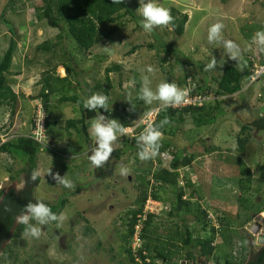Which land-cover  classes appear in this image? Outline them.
<instances>
[{
	"label": "rangeland",
	"instance_id": "rangeland-1",
	"mask_svg": "<svg viewBox=\"0 0 264 264\" xmlns=\"http://www.w3.org/2000/svg\"><path fill=\"white\" fill-rule=\"evenodd\" d=\"M124 1L133 13L126 16V20L129 19L127 24L86 55L78 52L67 33L63 46L43 50L44 43L57 41L58 30L36 19L34 7L41 4L40 0H0V14L7 22L0 25V57L8 47L11 36L8 28L12 27L16 47L7 79L18 96L12 112L9 108H0V143L19 135L28 136L33 130L32 121L34 128L38 120L39 124L42 123L40 113L42 111L45 115V110L42 99L38 97L41 89L38 81L42 71L50 67L47 62L54 64L63 60V49L72 56L70 62L78 74L68 95L83 99L92 91L98 92L96 85L107 86L105 70L113 65L119 68L107 75L111 83L108 96L111 111L105 112V115L119 122L124 116L131 125L138 126V135L149 124V117L153 122L161 108L158 102L147 105L139 98L143 75L151 77L153 88L167 79L187 94L190 87L207 90L208 94L202 95L206 97L204 102L213 101L218 97L213 90L225 64L243 69L242 63L251 58L258 65L259 52H264V47L255 40L256 32L264 30V0H160L163 6L188 16L180 37L170 25L157 27L151 34L144 32L138 23V0ZM214 23H222L223 36L240 46L242 55L237 61L229 59L219 43H208L207 30ZM136 45L142 47L129 53ZM101 47H108V50ZM211 56L217 60V68L205 70ZM147 66H152L155 72H143L142 69ZM55 72L59 77L65 76V70L60 65ZM57 99V96L47 99L51 119L55 122V138L50 139L46 134L44 143L51 149L37 154L40 183L34 195L49 203L66 199L67 204L59 213L63 220L43 226L39 237L23 232L17 238L8 239L0 250V264H126L128 245L121 233L126 232L125 224L129 218L126 213L136 207L138 183L145 177L149 179L146 173L168 167L171 152L180 159H190L189 165L178 171L181 178L178 184L185 187L186 182H191L197 192L191 197L190 188L185 187L184 199L189 203L190 211L181 220V217L167 214L174 205L175 192L170 188L160 189L164 203L151 197L152 203L147 205L153 210L149 212L148 209V213L155 216L154 222L157 223L156 228H150L149 234L153 235L154 229V235L163 239L174 236L178 224H187L195 227V236H208L209 231L201 230L202 227L199 228L195 222L194 212L200 205L199 209L206 211L207 229L217 228L220 219L228 217L232 227L246 237L247 250L255 251L260 247L258 236L261 230L259 223L255 222L258 215L264 216V130H250V139L243 152L238 151L236 136L243 125L264 117V73L258 80L244 84L241 92L218 97V101L221 100L218 109L211 111L206 108L211 113L206 114L204 119L212 117L211 122L197 126L190 114L183 115L182 125L175 128L171 135L161 136L162 140L170 142L167 150L151 159H140L139 164L134 163L136 149L129 151L130 146L120 138L115 143V150H120V156L111 154L103 167L95 169L87 156V153L91 155L89 149L92 144L94 146V141L89 146L83 134L70 129L72 135L69 136L65 128L67 120L80 117L78 105L69 102L58 104ZM89 121H86V131L90 136ZM130 135L125 136L130 139ZM208 147H216L217 150L206 153L205 148ZM59 157L66 159V169ZM122 164L129 169L127 175L120 174ZM247 166L251 172L249 180L241 174L243 167ZM22 167L19 158L0 152V191L23 189L24 175L19 172ZM49 168L52 173L70 178L74 188H64L56 183L47 173ZM10 175L18 176L11 180ZM87 224L94 230L89 236L84 235ZM222 235H228V232H222ZM216 240L214 245L218 247L221 243ZM142 243L132 241L131 249L140 248ZM161 244L158 243L159 246ZM215 252L218 253L219 248ZM177 258L178 255H175L173 261ZM157 264H161L160 261Z\"/></svg>",
	"mask_w": 264,
	"mask_h": 264
},
{
	"label": "trees",
	"instance_id": "trees-1",
	"mask_svg": "<svg viewBox=\"0 0 264 264\" xmlns=\"http://www.w3.org/2000/svg\"><path fill=\"white\" fill-rule=\"evenodd\" d=\"M40 2L41 4L39 6L34 7L36 19L38 21H45L48 27L58 30L56 36L57 41L53 44L49 42L44 43L45 45L42 47L44 51L52 50L55 46H63L65 43V33H67L70 40L77 46L78 52L88 55L94 46L109 39L113 34L123 28L129 21V19L128 21L126 20V16H132L133 14L124 0H121L120 4H114L113 0H40ZM170 11L174 18L170 27L173 32L180 37L184 33L188 16L185 13H179L174 8H171ZM1 23L7 22L3 20L0 14V25ZM8 29L11 34L8 47L0 57V108H9L12 112L17 104L18 96L10 87L7 74L10 72L12 65L16 41L13 38L15 30L12 27ZM148 46L150 48L154 47L153 45ZM141 47V45H136L129 53H134ZM61 56L63 60L60 61V63L53 64L51 61L47 62V65H50V67L42 71L40 80L38 81L41 84L38 97L42 99L41 102L45 110V133L50 136V139L55 138V124H53L55 122L51 119L52 112L50 113L47 99L49 96H57L58 104L66 102L77 104L79 112L81 113L79 118L69 119L65 122L67 134L71 136L72 133L70 129H73L77 134H83L87 145H91L92 139L86 131V121L91 120L95 114L83 108V99L79 98L77 95L67 94V92L72 89L73 81L78 74L71 65L72 63L70 61L72 60V56L70 53L63 49ZM257 62L259 65H264V52H259ZM58 65L64 68V77H59L56 74L55 70ZM242 65L243 69L233 64L224 65L222 74L217 80L216 88L213 90L216 96L224 97L239 93L243 89V85L252 80L255 65L254 60L247 58ZM117 69L119 68L113 65L107 68L105 72L108 75L111 71ZM107 75V86L102 88V86L98 84L96 85V89L109 96L111 83ZM187 91L189 96L208 94L207 90H201L199 87H190ZM91 93H94V91ZM218 97L213 101L204 102L201 106L188 105L184 107H173L170 105L166 110L159 108L155 116L156 118L151 124L159 123V121L167 118L169 122L162 129V135L169 136L175 128H178L184 123L183 115L185 114H190L197 126L209 123L213 118L209 117L205 120L204 117L206 114L211 113L210 110L214 111L219 108L221 100L218 101ZM212 103L214 106H212ZM206 108H210V110L206 111ZM99 111L105 115L103 109ZM121 120L120 123L125 127L131 126V122L124 116ZM32 125L33 128V121ZM135 130L136 134L130 137V139L126 138L127 136H122L121 138L122 140L125 139L123 142L130 146L128 148L129 151L132 150V148L136 149L134 163L139 164V147L137 144V137L139 136L137 134L139 131L138 127ZM250 130L263 131L264 117H259L255 121L250 122L249 125L242 126L236 136L239 152H243L246 148L250 139ZM169 144V141L160 139V148L157 154L160 155L165 152ZM50 149L51 147L49 145L42 146L34 140L31 134L29 136L19 135L0 143L1 153L13 158H19L22 161L23 167L19 172L24 175L23 189L17 191L14 188H9L6 192L0 191V250L8 239L17 238L24 232V226L16 222V216L28 202H35V200H37L34 192L35 188L40 183V177L38 176V178L33 181L31 179V173L34 171L37 172V154L41 151H48ZM216 150V147L205 148L206 153ZM171 153L172 158L168 167H162L151 174L146 173L147 176L149 175V179L145 177L138 183L139 194L135 199L136 207L126 213L129 217L127 224H125L126 232L121 233L123 241L128 245L126 247V264H157L158 261H160L161 264H180L181 261H185L186 264H197L203 260L207 264L208 262L210 263V261L213 264H264V246L259 247L255 251L247 250L245 245L246 237L236 228L232 227V221L228 217H222L217 228L211 227L207 229L209 223L205 220L206 211L200 210V205H197L195 209L196 212H194L195 222L199 225V228L202 227L201 230L209 231L208 236H204L203 238L198 235L195 236L193 233L196 232L195 227H190L187 224L179 226L178 224L175 226L174 236L169 235L161 239L159 236L154 235V229L153 235L149 234L148 231L150 228H156L157 223L154 222V215L147 214L146 220H142L143 228L140 237L143 243L137 252L132 251L131 242L134 234V227L137 223L136 215L143 211L144 204L149 197L164 203L165 200H163L159 194L160 189L167 190V188H170L175 192L174 205L169 208L167 212L168 216L181 217L180 219L183 220V215L190 211L189 203L184 199L185 187L187 186V189L190 188L191 197L197 191L191 182H186L185 187L178 184L179 179H181L178 171L181 167L189 165L190 159L188 157L180 159L177 154L175 155L174 152ZM112 154H114L115 157H119L120 150H114ZM54 155L56 154L54 153ZM55 157L57 158V155ZM59 160L63 161L61 164H63L64 169H66V159L64 160L59 157ZM7 173L10 174V170H7ZM241 174L249 180L251 178L250 168L248 166L243 167ZM17 176L18 175H10L9 179L15 180ZM199 196L202 198L201 195ZM45 202L49 204L52 210L57 214H59L67 204V200L64 198L60 199L57 203ZM93 232L94 230L91 226L88 224L84 226V235L89 236ZM222 232H228V235L221 236ZM215 236L217 237L215 238ZM216 239L221 243L218 247L214 245ZM158 243L162 244L159 246ZM216 248H219L218 253L215 252ZM175 255H178V258L173 261ZM137 257L140 261H136ZM147 259L149 260L148 262Z\"/></svg>",
	"mask_w": 264,
	"mask_h": 264
},
{
	"label": "clouds",
	"instance_id": "clouds-1",
	"mask_svg": "<svg viewBox=\"0 0 264 264\" xmlns=\"http://www.w3.org/2000/svg\"><path fill=\"white\" fill-rule=\"evenodd\" d=\"M113 3L120 4L121 0H113ZM138 3L139 7L136 9V12L140 17L138 23L144 32L151 34L157 27L169 26L173 22L174 18L171 15L170 9L163 6L160 3V0H138ZM223 27L222 23L212 24L207 30L206 39L208 43H219L224 49L225 55L229 59L237 61L242 55L241 48L233 40L226 39L223 36ZM255 40L258 45L264 47V30L256 32ZM101 48L108 50V47ZM217 64V60L211 56L205 70L216 69ZM142 71L151 74L155 72V69L152 66H147L145 69H142ZM140 84L141 86L138 92L139 98L147 105H152L154 102H158L161 109L165 110L170 105L182 103L187 95V92L184 89H181L175 82H168L167 79L161 80L155 85V88H153L152 79L147 74L141 77ZM82 106L84 109L95 114L89 121L88 125L90 137L92 141H94V146L92 144L89 149L91 155L87 153L88 160L95 169L101 168L104 166L105 162L109 160L110 155L115 150V143L122 136L128 135L125 134L127 127L122 125L117 119L109 118L99 111L100 109H103L104 112L111 111L109 110V97L104 92L98 91L86 95L82 100ZM168 122L167 118H165L159 121V123H150L144 128L141 134L137 137L139 159L147 160L158 153L160 139L163 134L162 129ZM34 129L35 128L33 127L32 132ZM32 132L30 133L31 135ZM130 137L133 136L130 135ZM128 172L129 169L122 164L120 174L127 175ZM47 173L51 175V178L56 181V183H59L64 188H74L73 181L65 175L61 176L58 173H52L50 168L47 170ZM38 176V172L34 171L31 173V179L33 181H35ZM148 199H151V197ZM143 211L136 215V224H140V235L142 234L141 231L143 228L142 220H146V215L151 214L147 213L145 217H142ZM62 220L63 217L54 212L50 205L42 199H37L35 202H28L16 216V222L24 226V234L34 238L40 236L43 231V226ZM136 261H140L139 258L136 259Z\"/></svg>",
	"mask_w": 264,
	"mask_h": 264
},
{
	"label": "built area",
	"instance_id": "built-area-1",
	"mask_svg": "<svg viewBox=\"0 0 264 264\" xmlns=\"http://www.w3.org/2000/svg\"><path fill=\"white\" fill-rule=\"evenodd\" d=\"M264 73V65H254V70H253V77H252V80L255 81L257 80L262 74ZM206 100V97L205 96H202V95H195V96H189L188 94L185 96L184 100L182 103H179V104H175V106L173 107H184V106H188V105H198V106H201L204 101ZM40 117H41V121L42 123L39 124L40 120L37 121L36 125H35V131L32 132V135H33V139L36 140L38 143H40L42 146L45 145V133H44V128H43V120H44V117L45 115L42 114V111L40 113ZM152 123V117H149V124ZM135 126L137 125H131L129 127H127V131L125 134H128L130 133L131 136H134L133 135V130L136 128ZM39 127L42 129L41 132H39ZM149 203H152V199H148L146 201V205H145V210L143 211V214H142V217H145V215L149 212H153V210H151V208H148L147 205ZM154 203V202H153ZM149 209V210H148ZM141 217V216H139ZM132 241H137V242H140L141 241V238H140V224H136L135 227H134V234H133V237H132ZM132 244V243H131ZM139 249V247L134 250L132 249L133 252H137ZM138 259V257L136 258Z\"/></svg>",
	"mask_w": 264,
	"mask_h": 264
},
{
	"label": "water",
	"instance_id": "water-1",
	"mask_svg": "<svg viewBox=\"0 0 264 264\" xmlns=\"http://www.w3.org/2000/svg\"><path fill=\"white\" fill-rule=\"evenodd\" d=\"M261 225H262V230H261L260 235L258 236V243H260V245H264V216H262ZM180 264H186V262L181 261ZM201 264H206V263L202 261Z\"/></svg>",
	"mask_w": 264,
	"mask_h": 264
},
{
	"label": "flooded vegetation",
	"instance_id": "flooded-vegetation-1",
	"mask_svg": "<svg viewBox=\"0 0 264 264\" xmlns=\"http://www.w3.org/2000/svg\"><path fill=\"white\" fill-rule=\"evenodd\" d=\"M89 146H91V145H89ZM257 222H255V223H259V225H260V230H262V225H261V220H262V215H258L257 216ZM261 233V232H260ZM262 246H264V245H260V247H262ZM201 262L202 261H200L199 263H197V264H201ZM207 264V263H206ZM208 264H210V263H208Z\"/></svg>",
	"mask_w": 264,
	"mask_h": 264
},
{
	"label": "bare ground",
	"instance_id": "bare-ground-1",
	"mask_svg": "<svg viewBox=\"0 0 264 264\" xmlns=\"http://www.w3.org/2000/svg\"><path fill=\"white\" fill-rule=\"evenodd\" d=\"M59 70H60V71H62V69H61V68H59Z\"/></svg>",
	"mask_w": 264,
	"mask_h": 264
}]
</instances>
